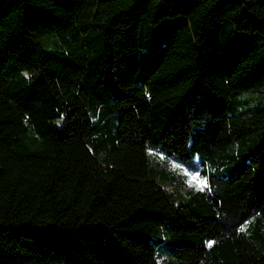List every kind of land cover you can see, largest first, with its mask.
I'll use <instances>...</instances> for the list:
<instances>
[{
    "label": "trees",
    "instance_id": "1",
    "mask_svg": "<svg viewBox=\"0 0 264 264\" xmlns=\"http://www.w3.org/2000/svg\"><path fill=\"white\" fill-rule=\"evenodd\" d=\"M261 90L264 0H0V264H264Z\"/></svg>",
    "mask_w": 264,
    "mask_h": 264
},
{
    "label": "rangeland",
    "instance_id": "2",
    "mask_svg": "<svg viewBox=\"0 0 264 264\" xmlns=\"http://www.w3.org/2000/svg\"><path fill=\"white\" fill-rule=\"evenodd\" d=\"M245 96H253V97H260L264 96V90L261 91H249L245 93ZM182 162L176 161L174 158L169 159V167L172 168V171L174 170L175 172L182 174L184 176L185 180V185L186 186H192L196 188H201L200 182L206 181L205 177H203L198 171H192L188 169V167L185 164H181ZM158 246L156 247L155 251L158 252ZM165 250L164 252L168 254L169 252L172 251V247H164ZM162 257H159V260H161Z\"/></svg>",
    "mask_w": 264,
    "mask_h": 264
},
{
    "label": "snow or ice",
    "instance_id": "3",
    "mask_svg": "<svg viewBox=\"0 0 264 264\" xmlns=\"http://www.w3.org/2000/svg\"><path fill=\"white\" fill-rule=\"evenodd\" d=\"M200 184L202 185L201 190H203V187H206V181H202V182H200ZM243 230H244V228H241V231H243ZM209 246H211V244Z\"/></svg>",
    "mask_w": 264,
    "mask_h": 264
}]
</instances>
